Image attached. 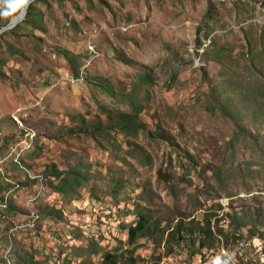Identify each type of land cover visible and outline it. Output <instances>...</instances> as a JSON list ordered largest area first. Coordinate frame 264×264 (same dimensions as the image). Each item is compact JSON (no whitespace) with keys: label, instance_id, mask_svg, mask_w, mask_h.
Returning <instances> with one entry per match:
<instances>
[{"label":"rangeland","instance_id":"obj_1","mask_svg":"<svg viewBox=\"0 0 264 264\" xmlns=\"http://www.w3.org/2000/svg\"><path fill=\"white\" fill-rule=\"evenodd\" d=\"M17 4L0 0V30L20 13ZM31 5L29 22L0 35V264L2 256L10 264H106L107 253L130 248L124 226L139 212L165 239H140L138 264H264V138L237 136L209 83L230 84L241 124L263 128L249 97L264 89V0ZM212 7V33L198 47ZM212 42L225 48L224 65L205 53ZM145 72L151 82L135 85ZM131 90L146 129L93 130L105 124L104 107L129 110L123 94ZM159 130L168 141L150 136ZM53 164L87 181L57 193ZM45 206L62 217L35 222ZM233 216L246 223L238 232ZM208 222L212 249L167 246L178 224Z\"/></svg>","mask_w":264,"mask_h":264},{"label":"trees","instance_id":"obj_2","mask_svg":"<svg viewBox=\"0 0 264 264\" xmlns=\"http://www.w3.org/2000/svg\"><path fill=\"white\" fill-rule=\"evenodd\" d=\"M35 1V0H34ZM34 6L30 5L27 11V15L24 23L29 22L30 18L34 16ZM213 7L210 9V13L207 15V22L204 27V32L201 33V30H198L197 37V45L198 47H202L204 45V40L210 38L212 33L210 25L211 19H214ZM204 39V40H203ZM225 48L223 46H218L212 42V45H208L205 50L206 54H211V57L220 65H224L222 60V56L224 54ZM125 63L131 64L133 60L130 58L122 59ZM146 68V66H143ZM203 72V76L206 79L209 78L208 71L205 67L201 68ZM77 77H80V74L77 72ZM211 85V96L213 99V104L217 106L223 115L228 116L231 119L236 127L237 136L244 138L246 141L254 142L257 144L261 139L264 138V89L260 87L257 91L249 97V101L253 102L254 110L257 111L258 117L254 118V120L261 119V124L263 128H258L256 131H251L250 129L244 127L241 124L243 120L242 116L236 111L235 106L237 107V103L234 105V97L236 95L235 89L231 87L230 84L220 85L215 84L212 79L209 80ZM151 78L149 72H145L140 75L135 85L142 86L146 83H150ZM248 89L245 90V95L248 99ZM126 104L129 107L128 111L122 110H111L107 107H104L103 113L106 115V121L103 127L100 126V123H97L92 128L93 130H106V131H118V132H130V131H139L146 129V125L140 121L139 115L143 109L142 105L136 101V93L135 90H131L129 92H125L123 94ZM161 131V132H160ZM150 136L154 138H161L164 141H168V137L163 130L150 132ZM50 177L59 179V183L54 186V190L57 193L62 195H67L69 192L73 193L76 188H78L82 182H86L87 178L85 175H82L79 171H68L64 173V171H59L55 165L53 164L51 167ZM159 175L164 179H168V175L163 173L162 170L159 171ZM42 177V176H40ZM30 212V211H29ZM41 212V213H40ZM63 211L61 209H53L45 206L44 208L38 210V212L34 211L32 216H35V222H37L40 216L46 217H62ZM246 223L241 224V219L233 216L231 229L234 232L240 231ZM125 231L128 233V245L130 248L121 251V253L117 252L115 254L107 253L105 255L106 264H118L120 259H124L126 264H138L139 260H142L140 256H134V253L138 249V241L140 239L149 238L156 239L157 243L161 244L165 239V231L161 229L159 223L153 220V217L149 214H143L139 212L137 214L136 224L133 225L130 223L127 226H124ZM195 233L197 235H195ZM213 232L211 224L208 222L205 227H193L192 229H184L181 224H178L172 232H170L167 236L165 242L167 246H181L182 243L190 242L191 247L195 249L196 247L210 250L214 246L213 240ZM172 251V248H170ZM194 251V250H193ZM125 255H127L125 257ZM3 261L2 264H10V260L7 256H2ZM125 257V258H124ZM152 264H160V262H154ZM200 264H206V261H202ZM212 264H215L213 262Z\"/></svg>","mask_w":264,"mask_h":264},{"label":"water","instance_id":"obj_3","mask_svg":"<svg viewBox=\"0 0 264 264\" xmlns=\"http://www.w3.org/2000/svg\"><path fill=\"white\" fill-rule=\"evenodd\" d=\"M33 1L34 0H28L23 4L20 13L11 20V23L7 27H4L0 30V35L4 34L5 32L11 31L25 20L28 8Z\"/></svg>","mask_w":264,"mask_h":264},{"label":"clouds","instance_id":"obj_4","mask_svg":"<svg viewBox=\"0 0 264 264\" xmlns=\"http://www.w3.org/2000/svg\"><path fill=\"white\" fill-rule=\"evenodd\" d=\"M25 3V0H18V4L16 6H19V4Z\"/></svg>","mask_w":264,"mask_h":264}]
</instances>
